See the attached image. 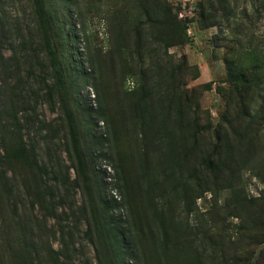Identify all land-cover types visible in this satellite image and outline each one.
<instances>
[{
	"label": "rangeland",
	"instance_id": "rangeland-1",
	"mask_svg": "<svg viewBox=\"0 0 264 264\" xmlns=\"http://www.w3.org/2000/svg\"><path fill=\"white\" fill-rule=\"evenodd\" d=\"M166 1L0 0V264L258 262L264 0Z\"/></svg>",
	"mask_w": 264,
	"mask_h": 264
},
{
	"label": "trees",
	"instance_id": "trees-1",
	"mask_svg": "<svg viewBox=\"0 0 264 264\" xmlns=\"http://www.w3.org/2000/svg\"><path fill=\"white\" fill-rule=\"evenodd\" d=\"M35 1V3H36V5H37V15H38V17H39V19H40V21H41V24H42V27H43V30H44V33L45 34H47V24H46V18H45V13H44V10H43V8H42V6H41V0H34ZM163 4H164V7H165V9H166V7H167V1L166 0H163ZM164 9V10H165ZM167 12H168V9L166 10ZM176 27H177V29H179V24L177 23L176 24ZM179 42L177 43V44H181V42H182V30L180 31V35H179ZM51 55H52V58H53V60H55V56H54V54L53 53H51ZM55 79H56V83L58 84V86L61 88V90H63V87H64V79H63V74H62V71L60 70V69H58V67H56L55 66ZM97 144H100L99 142H97ZM71 145H72V153H73V156H74V158L76 159V160H78V161H80L79 160V158H80V153H79V151H78V147H77V141L75 140V138L73 137L72 138V141H71ZM213 151L214 152H212V156H211V159H210V161H213V159L217 156L216 154V152H215V147L213 146ZM99 189H100V191H102V187L100 186L99 187ZM112 203H114V201L113 202H111V203H106V202H104L103 201V199L101 198L100 199V204H101V207H102V209L104 210V212H105V214L106 215H108V216H110V212H111V210H112V208H111V205H112ZM260 230H261V228H260ZM116 234L119 236H123L119 231H117L116 232ZM260 244H263L264 245V241H262ZM24 250H23V254L22 255H26V257H21V264H29L27 261V250L25 251V249L26 248H23ZM264 253V248L263 249H261L260 251H259V254H258V257L256 258V261H255V263L257 262V263H259V259H261V256H262V254ZM256 263V264H257ZM248 264V263H247Z\"/></svg>",
	"mask_w": 264,
	"mask_h": 264
}]
</instances>
